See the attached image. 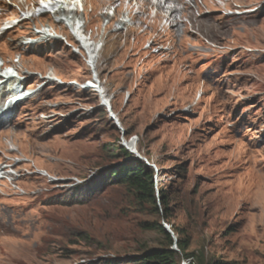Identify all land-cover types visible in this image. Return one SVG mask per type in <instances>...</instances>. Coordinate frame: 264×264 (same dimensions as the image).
I'll return each mask as SVG.
<instances>
[{"label": "rangeland", "instance_id": "rangeland-1", "mask_svg": "<svg viewBox=\"0 0 264 264\" xmlns=\"http://www.w3.org/2000/svg\"><path fill=\"white\" fill-rule=\"evenodd\" d=\"M39 3L0 0V68L29 94L0 121V264H140L161 229L193 264H264V0H182L171 17L81 0L92 64ZM144 165L165 199L111 174Z\"/></svg>", "mask_w": 264, "mask_h": 264}, {"label": "trees", "instance_id": "trees-1", "mask_svg": "<svg viewBox=\"0 0 264 264\" xmlns=\"http://www.w3.org/2000/svg\"><path fill=\"white\" fill-rule=\"evenodd\" d=\"M118 152L125 157H130V154L124 148H117ZM112 176L116 177L117 183L125 185L128 188H131L135 191L138 198L141 201L154 203L156 199H165L164 195L158 197L155 190L154 182V170L149 166H136L131 169H125L119 174L115 171H112ZM166 235L167 247L161 250H154L151 252H145L142 256V263L140 264H180L181 253L182 258L189 260V264H193L196 261V256L193 253L185 254V246L183 243H177V251L171 249L174 244L172 236L160 230ZM200 264H234L223 261H212V262H200Z\"/></svg>", "mask_w": 264, "mask_h": 264}, {"label": "bare ground", "instance_id": "bare-ground-1", "mask_svg": "<svg viewBox=\"0 0 264 264\" xmlns=\"http://www.w3.org/2000/svg\"><path fill=\"white\" fill-rule=\"evenodd\" d=\"M69 2H70V0H69ZM71 2L69 3L70 5H67L68 0H43L38 7L40 9V13L46 11V12H48V14L50 16H52L51 17L52 22L68 25V26H66V25L65 26L68 28L71 35L76 39V43H78L80 48L85 51V54H86L89 62L92 64L93 61H95V59H96V56H95L96 49L93 46H90V44L87 43V40L85 38H83L80 34L77 35V30L80 27L77 18L78 19H80V18H79V16L76 15V13L72 12L74 10V7L77 4L81 6V0H72ZM156 4H155V6L157 8H159L160 10H162V7H160V4L159 3H158V5H156ZM174 12H175V10H172V11L170 10L169 16L171 17L172 13H174ZM82 18L84 19V16ZM62 20H64L66 23H63ZM57 21H60V22H57ZM50 27H53V25H50ZM10 75H12V74H10ZM106 105H107V109L109 111L110 106H109V104H106ZM104 106H105V104H104ZM5 111H6V109H3L2 114H6ZM0 117H1V114H0Z\"/></svg>", "mask_w": 264, "mask_h": 264}, {"label": "clouds", "instance_id": "clouds-1", "mask_svg": "<svg viewBox=\"0 0 264 264\" xmlns=\"http://www.w3.org/2000/svg\"><path fill=\"white\" fill-rule=\"evenodd\" d=\"M82 6V5H81ZM75 11V9L72 11V12H74ZM63 23H66L65 21L63 22ZM66 26H68L67 24H66ZM88 88V87H87Z\"/></svg>", "mask_w": 264, "mask_h": 264}]
</instances>
